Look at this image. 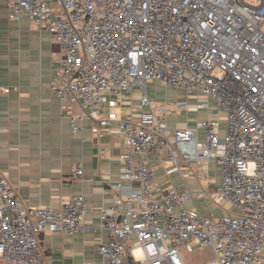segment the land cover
Instances as JSON below:
<instances>
[{
    "label": "built area",
    "instance_id": "2783aa9c",
    "mask_svg": "<svg viewBox=\"0 0 264 264\" xmlns=\"http://www.w3.org/2000/svg\"><path fill=\"white\" fill-rule=\"evenodd\" d=\"M5 1L11 19L26 16L59 44L48 89L72 133L89 119L95 137L115 122L124 138L121 172L110 185L120 199L98 207L107 233L99 255L108 264H264V0ZM155 83L213 100L223 134L219 118L170 132V109L188 103L152 100ZM163 151L175 168L196 165L198 191L160 189L149 161L134 157ZM210 163L219 167L218 185L206 175ZM82 175L73 164L72 179ZM196 193L232 211L203 214ZM86 212L82 194L58 209L25 208L0 171V263L49 264L38 235L81 230ZM195 252L210 257L192 263Z\"/></svg>",
    "mask_w": 264,
    "mask_h": 264
},
{
    "label": "crops",
    "instance_id": "0c3cea01",
    "mask_svg": "<svg viewBox=\"0 0 264 264\" xmlns=\"http://www.w3.org/2000/svg\"><path fill=\"white\" fill-rule=\"evenodd\" d=\"M0 39V85L9 88L8 92H0V171L16 188L25 208L58 209L73 194L84 196L87 204L84 228L72 233L55 231L38 235L40 249L49 264H108L97 251L107 238L98 207L120 199L110 185L121 172L124 138L115 130V122L106 126L105 130L109 131L102 137H95L89 119L81 122L78 133H72L60 101L48 89L60 65L59 44L47 31L32 25L26 16L11 19L5 0H0ZM156 87H159L156 83L148 86L149 97L167 101L162 99L166 96H157ZM176 91L179 93L173 94V100H185L189 109H170L167 118L170 132L195 128L201 120L219 118L223 134L225 120L213 100ZM70 104L74 113L82 111L78 103ZM105 115L103 110L102 116ZM198 138L204 140L203 130H198ZM134 157L149 161L160 189L182 191L185 185L193 191L200 189L194 164L175 168L164 151L159 155ZM73 164H81L83 168L82 177L76 181L71 177ZM206 175L215 185L220 183L218 165L210 163ZM210 200L195 194V205L201 213L221 215L214 210L216 204L212 200L213 205H209Z\"/></svg>",
    "mask_w": 264,
    "mask_h": 264
},
{
    "label": "rangeland",
    "instance_id": "374dc122",
    "mask_svg": "<svg viewBox=\"0 0 264 264\" xmlns=\"http://www.w3.org/2000/svg\"><path fill=\"white\" fill-rule=\"evenodd\" d=\"M176 90H178L177 88H173V87H161V86H159V87H156L155 88V91L157 92V96H166V98H162V97H160V98H162V99H168L167 101H173V94H175L176 92L177 93H179V91H176ZM172 97V98H171ZM164 101V100H163ZM193 171H194V173H196V172H198V169H197V167H194V169H193ZM215 174V173H214ZM195 182H196V180H195V178L193 179ZM197 183H195V185H196ZM210 203H209V205L210 206H212L213 204H212V201L210 200L209 201ZM229 207V208H228ZM213 208H214V210H216L218 213H220L221 215H223L224 213H225V211H224V209L226 208V209H228L229 211H232V209H231V207H230V205L229 204H226V203H224V204H221V205H213ZM220 210H219V209ZM225 209V210H226ZM216 212V213H217ZM210 256L208 255V254H206V252H195V253H191V254H189L188 256H187V258L190 260V262H192V263H198V262H200V261H203V260H206V259H208ZM1 264H6L5 262H1Z\"/></svg>",
    "mask_w": 264,
    "mask_h": 264
},
{
    "label": "trees",
    "instance_id": "16d2710c",
    "mask_svg": "<svg viewBox=\"0 0 264 264\" xmlns=\"http://www.w3.org/2000/svg\"><path fill=\"white\" fill-rule=\"evenodd\" d=\"M1 264V263H0Z\"/></svg>",
    "mask_w": 264,
    "mask_h": 264
}]
</instances>
